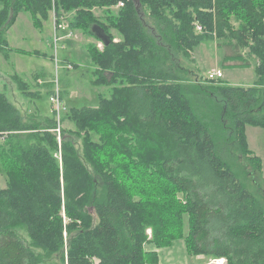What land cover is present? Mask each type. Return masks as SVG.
Segmentation results:
<instances>
[{
	"label": "trees",
	"instance_id": "obj_1",
	"mask_svg": "<svg viewBox=\"0 0 264 264\" xmlns=\"http://www.w3.org/2000/svg\"><path fill=\"white\" fill-rule=\"evenodd\" d=\"M1 1L0 35L21 12L98 42L101 26L93 80L111 95L64 113L74 128L59 145L55 113L24 114L0 89V264H159L186 225L190 256L264 264L263 161L247 137L264 130V0ZM216 40L254 55L253 86L204 81L185 63ZM145 172L152 189L135 182Z\"/></svg>",
	"mask_w": 264,
	"mask_h": 264
},
{
	"label": "rangeland",
	"instance_id": "obj_2",
	"mask_svg": "<svg viewBox=\"0 0 264 264\" xmlns=\"http://www.w3.org/2000/svg\"><path fill=\"white\" fill-rule=\"evenodd\" d=\"M119 7H116V10ZM4 9L5 6L0 0V11ZM95 13L97 16H101L103 10L95 9ZM55 21L56 16L52 14L50 20L45 22L43 27L38 28L35 26L30 13L21 12L15 24L5 34L0 35V89L7 93L9 100L24 114H38L37 112H39L44 117L54 115V107L50 98L52 96L51 90L57 86L60 97H63V105L67 109L64 113L69 111L71 107H98L102 95L105 97L111 95V88L94 84L95 68L89 52L91 44L96 45L100 51L104 49V45L82 31H75L71 37L65 39H70L69 42H73L74 46L64 48L63 42L65 40H63V42L58 43L56 52ZM152 26L153 23L150 27ZM61 35H65V32H62ZM3 39L8 41L9 47L7 49L2 48V46L5 47L1 43ZM10 49H20L33 54L18 53ZM35 51H39L40 55H36ZM42 53L50 59L51 63L42 57ZM5 57L8 58L5 59ZM67 59L70 61H65ZM185 63H188L196 75L201 74L200 76L205 79L204 81H208L209 72L218 69L224 72L221 80L232 86H253L258 80L254 55H251L248 49L240 47L236 41L232 40L206 42L196 47L191 52V58ZM3 73L5 77H3ZM15 75L30 83V90H22L19 83L14 80ZM39 76H41L40 79L45 80L46 85H41L36 81V77ZM106 76L108 80L112 78L110 73H106ZM29 91L40 93V97L27 95L26 92ZM69 127L74 128L72 123H62L61 138L64 130ZM247 137L252 152L262 158L263 170L260 178L264 182V130L259 127L248 126ZM61 142L58 139L59 145ZM135 176L138 188L147 189L148 187V189H152L155 187L151 184L153 180H150L148 172L136 173ZM6 186L4 175L0 174V189L6 188ZM187 233L188 226L186 225L184 236L181 239H177L170 246L158 250L159 264H214L215 260L221 259L190 256L185 241ZM147 234L149 238H153L152 229H149ZM147 248L149 249V247ZM226 261L225 264H229L228 259Z\"/></svg>",
	"mask_w": 264,
	"mask_h": 264
},
{
	"label": "built area",
	"instance_id": "obj_3",
	"mask_svg": "<svg viewBox=\"0 0 264 264\" xmlns=\"http://www.w3.org/2000/svg\"><path fill=\"white\" fill-rule=\"evenodd\" d=\"M124 4H119V6H123ZM198 31H202V27L200 25L197 26ZM62 32H65V35H61ZM72 36V32H67V26L66 24H58L55 21V51L57 52V46L58 43L69 37ZM57 61V57L55 58ZM224 76V72L221 69L218 70H214L209 72L208 75V80L209 81H213V80H218V79H222ZM57 88V90H56ZM54 89V93L52 94L50 101L53 105V111L55 113V117H56V121H57V127L53 130V132L55 134H57L59 141L61 142V127H62V114L64 113L66 109V107L63 105V101L62 98L60 97V93H59V87L57 86ZM214 264H225L227 263L225 258H221V259H217L213 262Z\"/></svg>",
	"mask_w": 264,
	"mask_h": 264
},
{
	"label": "water",
	"instance_id": "obj_4",
	"mask_svg": "<svg viewBox=\"0 0 264 264\" xmlns=\"http://www.w3.org/2000/svg\"><path fill=\"white\" fill-rule=\"evenodd\" d=\"M91 29L94 35L101 41L103 45H107L109 43V36L105 33L101 26L96 25Z\"/></svg>",
	"mask_w": 264,
	"mask_h": 264
},
{
	"label": "crops",
	"instance_id": "obj_5",
	"mask_svg": "<svg viewBox=\"0 0 264 264\" xmlns=\"http://www.w3.org/2000/svg\"><path fill=\"white\" fill-rule=\"evenodd\" d=\"M53 30H54V29H53ZM69 40H70V39L65 40L64 42L62 41V42H63V47H64V48H67V47H70V46H74V45H73V42L70 43ZM19 50H20V49H19ZM35 52H39V51H35ZM30 53H32V52H30ZM6 55H7V54H5V56H6ZM42 55H43L42 57H45L44 59H46V60H48V61L50 62V59H48V58L46 57L45 54L42 53ZM7 56H8V55H7ZM7 58H8V57H7ZM7 58L5 57V59H7ZM65 61H70V60L67 59V60H65ZM50 63H51V62H50ZM45 68H47V67H45ZM16 73H17V72H16ZM17 74H18V73H17ZM3 77H5V74H4V73H3ZM38 82H39L40 84H42V85L46 84L45 80H42V79H40Z\"/></svg>",
	"mask_w": 264,
	"mask_h": 264
}]
</instances>
